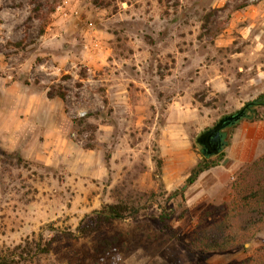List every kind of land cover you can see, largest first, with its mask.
Returning <instances> with one entry per match:
<instances>
[{"label": "rangeland", "instance_id": "374dc122", "mask_svg": "<svg viewBox=\"0 0 264 264\" xmlns=\"http://www.w3.org/2000/svg\"><path fill=\"white\" fill-rule=\"evenodd\" d=\"M79 20L108 50L87 47ZM8 77L66 93L72 140L107 158L119 151L125 167L109 203L83 213L59 170L0 145V256L27 239H57L50 227L77 234L117 202L138 215L55 241L31 264H238L264 246V218L250 225L233 204L238 177L264 156V119L227 130L221 165L181 196L202 161L200 135L264 94V0H0V86ZM259 132L254 156L240 161V144ZM184 161L194 167L169 189L167 167ZM215 231L227 233V249L211 250Z\"/></svg>", "mask_w": 264, "mask_h": 264}, {"label": "crops", "instance_id": "0c3cea01", "mask_svg": "<svg viewBox=\"0 0 264 264\" xmlns=\"http://www.w3.org/2000/svg\"><path fill=\"white\" fill-rule=\"evenodd\" d=\"M74 25L77 30L82 29V35L89 43L87 47L95 46L100 53L108 50L97 31L84 32L87 25L83 26L81 20ZM8 79L10 77L0 86V145L26 160L59 170L65 177V184L72 186L77 198L85 203L83 213L109 203L115 178L119 169L125 167L117 162L119 151L107 158L103 150L85 149L71 138L74 126L62 99H49L48 89L37 88L31 80H28L29 84L21 85L13 80L11 84ZM174 105L170 104V112L174 111ZM262 139L259 132L252 140L240 144L238 159L242 161L254 156ZM191 167H194L193 163L185 161L168 166L165 172L168 188L177 178L188 176ZM228 168L236 173L242 165L233 163Z\"/></svg>", "mask_w": 264, "mask_h": 264}, {"label": "trees", "instance_id": "16d2710c", "mask_svg": "<svg viewBox=\"0 0 264 264\" xmlns=\"http://www.w3.org/2000/svg\"><path fill=\"white\" fill-rule=\"evenodd\" d=\"M55 9V7L51 8V12H54ZM66 96V93L60 90L58 91L55 87L50 88L48 92L49 99L61 98L65 100ZM242 109H244L243 118L231 124L222 132L224 138L226 137L227 130H234L244 121L253 123L264 119V114L262 112L264 110V94L248 102ZM230 141L231 139L226 141L224 147L229 146ZM200 154L202 156V161L192 170L186 185L181 190L182 198H184L186 190L196 183L203 173L219 167L221 165L222 156H224L222 150L220 155L216 157L217 161L213 162L212 158L207 157L203 153L202 147ZM254 171H256L257 174H255ZM233 188L235 193L233 204L239 205L241 202L244 205V209L251 215L247 223L252 225L262 222L264 218V156L244 169ZM137 215V209L124 202L105 204L100 210L94 212L92 216L87 217L81 222L77 228V234L61 230L57 231L50 227L48 229L56 232L57 239L52 238L46 243L44 242L43 235H41L38 240L27 239L12 250L7 251L3 256H0V264H31L34 259L49 255L55 241L63 238L71 240L90 239L97 234L100 229L111 227L117 222L136 217ZM226 237L227 233L224 231L208 233L211 250L218 252L227 249V245L224 244V242L227 241ZM104 243L109 247L111 246L108 240H105ZM238 264H264V246L259 248L253 256Z\"/></svg>", "mask_w": 264, "mask_h": 264}, {"label": "water", "instance_id": "95a60500", "mask_svg": "<svg viewBox=\"0 0 264 264\" xmlns=\"http://www.w3.org/2000/svg\"><path fill=\"white\" fill-rule=\"evenodd\" d=\"M243 116L244 109L222 118L213 128L200 135L197 143L202 147V151L207 157L212 158L220 155L224 148L222 132L231 124L240 121Z\"/></svg>", "mask_w": 264, "mask_h": 264}, {"label": "built area", "instance_id": "2783aa9c", "mask_svg": "<svg viewBox=\"0 0 264 264\" xmlns=\"http://www.w3.org/2000/svg\"><path fill=\"white\" fill-rule=\"evenodd\" d=\"M61 8H62V7H60L59 9L61 10ZM75 15H78L77 12H76ZM64 16H65L66 18H69V15H68V14H64ZM70 17H72V15H70ZM77 18H78V17H77ZM92 27H93V24H89V26H88L89 30H91Z\"/></svg>", "mask_w": 264, "mask_h": 264}, {"label": "flooded vegetation", "instance_id": "af4514ba", "mask_svg": "<svg viewBox=\"0 0 264 264\" xmlns=\"http://www.w3.org/2000/svg\"><path fill=\"white\" fill-rule=\"evenodd\" d=\"M222 138H223V144H225V141H224L225 139H224V136H223V134H222Z\"/></svg>", "mask_w": 264, "mask_h": 264}]
</instances>
